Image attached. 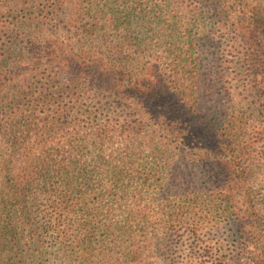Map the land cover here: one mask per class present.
I'll return each instance as SVG.
<instances>
[{
    "label": "trees",
    "instance_id": "16d2710c",
    "mask_svg": "<svg viewBox=\"0 0 264 264\" xmlns=\"http://www.w3.org/2000/svg\"><path fill=\"white\" fill-rule=\"evenodd\" d=\"M118 1L120 11L114 10ZM245 1L164 0L163 5V0H148V13L136 1V13L129 0H13L5 16L18 11L23 16L2 25L5 43H0V94L15 90L0 101V225L30 224L34 206L27 207L26 199L36 202L42 196L49 203L50 225H62L74 207L63 181L71 177L74 163L56 159L61 150L49 144L56 134L76 136L88 126L154 128L167 141L183 144L190 133L197 135L205 140V153L201 143L185 151L225 195L236 215L233 223L263 225L257 215L263 209L252 203L251 164L237 159L241 151L237 133L227 125L230 115L218 107L219 98L208 99L212 87L200 80L208 76L201 72L204 62L241 48L239 59L255 71L253 82L264 90V2L257 0L256 9L247 11ZM208 14L224 31L220 45L200 17ZM173 69L193 72L191 84L172 80L167 71ZM28 78L35 80L32 91H19L14 83ZM74 113L86 124H67ZM96 113L101 123H94ZM193 161L191 173L197 176L200 167ZM263 236L258 233L240 247L242 254H251L249 264H264Z\"/></svg>",
    "mask_w": 264,
    "mask_h": 264
},
{
    "label": "rangeland",
    "instance_id": "374dc122",
    "mask_svg": "<svg viewBox=\"0 0 264 264\" xmlns=\"http://www.w3.org/2000/svg\"><path fill=\"white\" fill-rule=\"evenodd\" d=\"M129 1V9L136 13L140 11L136 1L144 5L146 13L151 11L148 0ZM256 1H245L247 11L256 9ZM120 4L122 1L115 4L114 10L120 11ZM13 5V0H0L2 44V25L16 23L23 16L19 11L5 16ZM201 7L212 8L205 4ZM175 10L172 4L170 11ZM181 16L187 17V11L183 9ZM200 17L206 20V31L215 37V45H220L226 39L222 36L224 31L212 24L211 14ZM148 19L153 21L154 14ZM244 52L240 48L208 65L204 62L201 72L208 76H201L200 80L206 82L208 89L212 87L213 95L208 99L219 98L218 107L230 115L227 125L237 133L241 151L237 159L251 164L252 203L263 209L257 215H262L264 221V90L253 82L255 71H248L246 63L239 59ZM167 74L172 80L183 78L185 85L194 78L193 72L182 73L180 69ZM34 83V79L28 78L14 85L19 91L30 92ZM14 92L3 89L0 101ZM96 116L97 113L94 123H101L103 119ZM67 124L74 127L86 122L74 113ZM88 127L76 136L56 134L49 144L61 150L56 159L65 157L74 163V168H69L71 177L63 180L73 209L66 212L62 225H50L45 197L36 202L26 199L27 207L34 206L30 210V224L0 225V264L250 263L251 254H242L240 247L245 241L250 244L256 240L258 233L264 235V224L254 227L233 223L236 215L230 212L225 195L219 193L211 176L201 174L202 164L193 161L185 151L201 143L205 153V140L198 141L197 135L189 132L183 144L181 140L167 141L154 128ZM192 161L200 167L197 176L191 173L195 169Z\"/></svg>",
    "mask_w": 264,
    "mask_h": 264
}]
</instances>
